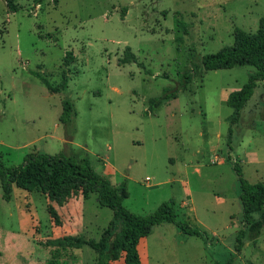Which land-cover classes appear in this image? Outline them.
<instances>
[{"label":"rangeland","instance_id":"obj_1","mask_svg":"<svg viewBox=\"0 0 264 264\" xmlns=\"http://www.w3.org/2000/svg\"><path fill=\"white\" fill-rule=\"evenodd\" d=\"M263 17L264 0H0L1 162L63 153L124 182L135 215L173 202L203 237L157 225L138 244L141 264H264V225L247 240L239 202L241 182L264 184V81L234 118L228 96L255 69L201 65ZM112 217L79 189L58 200L13 187L5 201L0 185V264H94L92 249L65 239L99 241ZM251 219L264 221V207Z\"/></svg>","mask_w":264,"mask_h":264},{"label":"trees","instance_id":"obj_2","mask_svg":"<svg viewBox=\"0 0 264 264\" xmlns=\"http://www.w3.org/2000/svg\"><path fill=\"white\" fill-rule=\"evenodd\" d=\"M9 8L15 11V6L8 1ZM70 52L64 57V63H71ZM131 60L133 56L131 55ZM202 68L206 71L226 70L235 66H252L255 73L240 90L232 92L227 99V105L234 110V118L239 117L240 110L253 94L259 82L264 81V17L259 20L255 33L248 34L241 30L233 33V44L224 47L216 54L202 59ZM67 77L64 75L62 86L65 87ZM57 91V90H56ZM177 93L164 94L151 102L152 106L176 99ZM60 122L67 126L71 123L75 112L69 101H64ZM66 141H71V133H66ZM240 181H242L240 179ZM0 185L5 201L10 200L12 188L16 187L27 192L38 190L55 199H62L68 190L79 189L84 199L95 194L101 207L109 208L113 217L103 231L99 241H79L73 238L65 239L68 245L85 244L92 249L97 259L94 264H110L123 258L124 264H141L137 251L141 239L149 236L153 229L160 224H173L184 236H202L197 230H191L186 223L177 220L174 203L161 205L157 211L147 216H138L122 206L123 200L128 198L125 183L114 186L111 182L95 173L87 159L77 160L63 153L50 155L46 153H30L26 155L22 164L17 167H5L0 160ZM239 202L242 210L243 222L249 235L247 240L256 239L264 225L263 220L253 221L251 214L259 212L264 207V184L248 185L241 182ZM120 230L118 231V229ZM238 238L237 251L243 245Z\"/></svg>","mask_w":264,"mask_h":264},{"label":"crops","instance_id":"obj_3","mask_svg":"<svg viewBox=\"0 0 264 264\" xmlns=\"http://www.w3.org/2000/svg\"><path fill=\"white\" fill-rule=\"evenodd\" d=\"M64 195H65V193H64ZM151 234H152V233H151ZM151 234H150V235H151ZM150 235H149V236H150ZM149 236H147L146 238H148ZM146 238H143V239H146ZM143 239H141V240H143ZM141 240H140V241H141ZM140 241H139V243H140ZM139 243H138V244H139ZM69 246H71V245H69ZM137 248H138V246H137ZM137 251H138V250H137ZM139 257H140V256H139Z\"/></svg>","mask_w":264,"mask_h":264},{"label":"water","instance_id":"obj_4","mask_svg":"<svg viewBox=\"0 0 264 264\" xmlns=\"http://www.w3.org/2000/svg\"><path fill=\"white\" fill-rule=\"evenodd\" d=\"M120 230V228L118 229V231Z\"/></svg>","mask_w":264,"mask_h":264}]
</instances>
